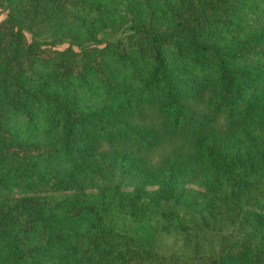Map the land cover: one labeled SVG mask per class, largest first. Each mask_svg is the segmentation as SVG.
Returning a JSON list of instances; mask_svg holds the SVG:
<instances>
[{
	"label": "trees",
	"instance_id": "16d2710c",
	"mask_svg": "<svg viewBox=\"0 0 264 264\" xmlns=\"http://www.w3.org/2000/svg\"><path fill=\"white\" fill-rule=\"evenodd\" d=\"M0 11V264H264V0Z\"/></svg>",
	"mask_w": 264,
	"mask_h": 264
},
{
	"label": "rangeland",
	"instance_id": "374dc122",
	"mask_svg": "<svg viewBox=\"0 0 264 264\" xmlns=\"http://www.w3.org/2000/svg\"><path fill=\"white\" fill-rule=\"evenodd\" d=\"M2 18V13L0 11V19ZM99 38L102 39H115L116 34H111L108 32H104L103 34L99 35ZM100 98L99 93L97 91H91L87 95L82 98V102L85 105H92L98 102ZM15 130L20 133V136L27 137L33 141H40L46 138V135L43 133L41 126L38 123L32 124L31 126L27 127L23 124L14 126Z\"/></svg>",
	"mask_w": 264,
	"mask_h": 264
}]
</instances>
